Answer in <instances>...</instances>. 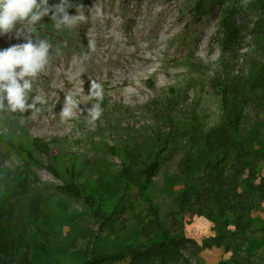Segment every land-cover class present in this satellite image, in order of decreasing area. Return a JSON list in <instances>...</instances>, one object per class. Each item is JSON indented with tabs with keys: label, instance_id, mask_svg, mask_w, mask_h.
<instances>
[{
	"label": "rangeland",
	"instance_id": "rangeland-1",
	"mask_svg": "<svg viewBox=\"0 0 264 264\" xmlns=\"http://www.w3.org/2000/svg\"><path fill=\"white\" fill-rule=\"evenodd\" d=\"M99 1L101 4L106 0ZM232 1L173 0L180 23L166 33L162 43L157 40L151 44L146 40L138 44L127 42V37L113 26L104 33L111 38L94 40L89 26L75 25L70 19V7L84 6L86 17L92 15V6L99 8L89 0L0 3V175L7 183L27 177L32 192L43 196L45 217L29 230L27 238L33 264H78L91 246L109 253L125 244L144 241L137 221L146 216L147 207L135 187L101 232L84 200L63 192L61 187L64 179H70L68 170H74L77 182L87 193L107 201L111 212L120 193L124 160L130 157L141 167L154 154L158 133L166 134L169 127L175 131L177 141H185L193 123L206 130L219 123V96L211 82L220 75L245 78L250 74V63L255 57L250 51L254 49L253 32L261 16L254 5L238 9L234 22L248 39V53H244L245 49L237 58L228 59L229 54L223 51L221 22ZM156 13L150 9L149 19H160ZM152 27L154 24L149 21L148 28ZM22 46L29 48L28 55L38 63L49 65L50 71L59 68L60 59L73 49L83 52L87 61L96 59L97 63L104 57L103 65H110L112 70L106 75L93 71L79 87L70 88L51 74L49 82L36 84L10 64ZM35 138L47 142L51 157H57L51 163L64 179L48 170L50 159L33 146ZM244 140L249 149H264L263 116L252 123ZM194 153L202 167L205 153L201 146ZM182 155L181 149L170 151L151 184L169 232L189 241L182 250L184 257L174 264H233L234 258L264 264L263 202L248 213L249 228L245 232L232 226L227 240L231 249H205L206 241L216 237L211 222L193 213L194 209L180 212L175 201ZM262 170L264 176V164ZM160 238V234L154 236L155 240ZM191 242L201 247L198 255L193 254ZM130 262L131 258H126L115 264Z\"/></svg>",
	"mask_w": 264,
	"mask_h": 264
},
{
	"label": "trees",
	"instance_id": "trees-1",
	"mask_svg": "<svg viewBox=\"0 0 264 264\" xmlns=\"http://www.w3.org/2000/svg\"><path fill=\"white\" fill-rule=\"evenodd\" d=\"M12 2L14 0H0V3ZM248 5H254L261 12L253 32L254 49L250 50L255 57L250 63V74L245 78L228 75L213 78L212 87L219 96L221 109L219 123L208 130L193 123L185 141L183 138L177 141L175 131L169 127L166 134L158 133L156 150L141 167L130 157L124 160L120 193L111 212L107 201L87 193L86 188L77 182L74 170H68L70 179H64L51 163L57 157H51L47 142L33 139L37 151L50 159L48 170L57 178L64 179L61 190L84 200L100 232L111 222L112 214L121 209L132 187L147 207L146 216L137 221L138 232L144 241L125 244L109 253L96 251L91 246L78 264H115L126 258H131L130 264H174L179 257H184L182 250L188 240L179 239L169 232L162 216V205L155 202L151 192L153 179L172 150L181 149L183 154L178 163L181 182L175 200L179 211L194 209L193 213L211 222L216 234V237L206 241L205 249L224 247L229 250L231 244L227 240L232 226L235 225L241 232L249 228L246 222L248 213L264 203V176L261 175L264 149H249L244 140L252 123L264 117V0L232 1L225 9L221 27L224 31L223 51L229 54L228 59L237 58L245 49L244 53H248V39L234 22L238 9ZM156 103L153 101V104ZM197 146H201L205 153L202 167L194 153ZM27 155L33 158L31 152L28 151ZM42 204L43 196L32 192L29 178L7 183L0 175V264H33L27 238L29 230L45 217ZM156 234H160L161 238L155 240ZM191 243L193 254L198 255L201 247ZM44 252L49 256L47 250ZM232 263L249 264L235 258ZM218 264L230 263L221 261Z\"/></svg>",
	"mask_w": 264,
	"mask_h": 264
},
{
	"label": "bare ground",
	"instance_id": "bare-ground-1",
	"mask_svg": "<svg viewBox=\"0 0 264 264\" xmlns=\"http://www.w3.org/2000/svg\"><path fill=\"white\" fill-rule=\"evenodd\" d=\"M89 1L92 2L95 7L96 6L99 7L98 8L99 10L98 9L96 10L92 6V15L89 14L88 17H86V16H84V12L86 11V10L84 11V6L78 5L76 7H70V11L72 12V16L70 19L73 22V24H75V25L76 24L78 25L81 23V25L83 27H84V24L89 26V28L92 31V37L94 38V40L96 38H100L102 36L105 38H111L112 36L110 34L106 37V34H104V33H106V31L108 30V27L113 26V27L119 28V30L122 32V34L127 37V39H128L127 42H132V43L138 44L144 40H146L145 42L148 41L149 43L150 42L152 43V41L154 42V41L159 40L162 43L166 33L170 32L171 30H175L177 25L180 23V17L174 11L176 6L174 8L173 0H160V2L155 6H153V5H154V3L157 2V0H149L150 3L148 2V4H143L142 2H138L135 0H106L104 3H101V4H99V2H100L99 0H89ZM152 8L155 9V12H157L156 15H158V13L160 14V19H157V17H156V19H155V17H153V20L149 19L150 9H152ZM149 21L153 22V24H154V27H152L151 30L148 28V22ZM100 40H103V39H100ZM124 41L126 42V40H124ZM61 45H59V46L61 47ZM26 47L22 46L21 50L16 54V56L12 57V59L9 61H10V64L13 66V68H19L22 74H25V76L28 79H30L32 81L34 80L36 84H39V83L44 84V82L50 80V74H51V75H55L58 79L63 81L66 84V86H68L70 88L73 87L72 85L79 87L81 82H85V79H87L88 77L91 76V74H93V71L98 70V72H100V74L106 75L112 70L110 68V65H109V67H107L106 65H103L104 62H102L101 60H105L104 57H103V59L101 57V60H99L97 63H96V59H89L87 61L86 58L83 56V52L79 53L78 52L79 50L78 51L76 50V52H73V50H74L73 49L72 51L68 50L67 54L63 55V57L60 59L59 68H56L54 70L52 69L50 71L49 65H47L46 63H38L33 58L34 56L32 57V56L28 55V49L29 48L27 49ZM124 47H127V46H124ZM79 48H80V46H79ZM65 49L67 50V48H65ZM121 49H122V47H121ZM43 50L45 51V49H43ZM48 50H50V49H48ZM62 50H63V48H62ZM131 52H133V51L131 50ZM30 53H32V52H30ZM135 54H133V55H135ZM118 55H119V53H118ZM52 56H54V55H52ZM138 57H137V59H138ZM54 60H56V58H54ZM146 62H147V60H146ZM94 68H96V69H94ZM145 68H146V66H145ZM52 78L53 77H51V79ZM91 81H93V80H91ZM100 86H101V84H100ZM104 86H105V84H104ZM91 87H92V85H91ZM73 91L77 93V90L75 88ZM81 93L82 92H80V94ZM79 95H77V96H79Z\"/></svg>",
	"mask_w": 264,
	"mask_h": 264
}]
</instances>
